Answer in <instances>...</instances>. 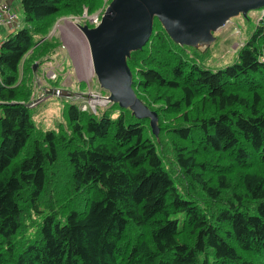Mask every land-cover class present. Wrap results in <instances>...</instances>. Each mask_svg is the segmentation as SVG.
<instances>
[{
	"label": "trees",
	"instance_id": "trees-1",
	"mask_svg": "<svg viewBox=\"0 0 264 264\" xmlns=\"http://www.w3.org/2000/svg\"><path fill=\"white\" fill-rule=\"evenodd\" d=\"M110 1L20 0L24 24L0 44V264H264V14L221 70L200 67L204 53L174 43L156 18L130 53L132 89L156 113L159 142L162 116L182 122L170 132L175 176L149 119L129 109L97 118L72 104L70 137L36 135L19 81L25 56L50 51L59 16L102 13ZM57 163L74 192L59 204ZM32 213L42 215L32 240L15 241Z\"/></svg>",
	"mask_w": 264,
	"mask_h": 264
},
{
	"label": "rangeland",
	"instance_id": "rangeland-1",
	"mask_svg": "<svg viewBox=\"0 0 264 264\" xmlns=\"http://www.w3.org/2000/svg\"><path fill=\"white\" fill-rule=\"evenodd\" d=\"M103 12H94L93 15L98 14L102 16ZM15 14L16 19L18 18L19 22L24 24L21 10H18ZM263 14L264 8L249 11L246 17L239 15L230 19L213 34L215 39L208 47L205 45L197 47L199 51L204 53L202 55L195 54L196 58H198V65L212 71L221 70L226 66L232 65L237 60L239 49L249 40ZM77 25H86L89 28H93L91 21L83 18L82 15L80 17L72 15L59 16L47 35V39H49L48 44L50 45L48 50L50 51L39 56V58H33L34 54L31 55V52H28L25 56L26 59L24 58L23 60L25 73H23L21 66L19 75V81H21L20 87L31 93L29 109L35 125L36 135L37 132L54 131L56 133H64L67 137H70L68 133L67 110L72 104L76 105L81 112L96 116L97 118L105 114L116 115L121 109L108 101L109 94L100 87L92 72L91 65L90 68L85 65V61H90L89 50L87 42H85L87 48L84 44L85 52L80 50L77 36L82 37V39L84 36ZM44 40L42 39L40 42L43 43ZM54 42L56 44L52 46ZM187 53L193 56L192 52ZM29 55L31 57H28ZM64 58L70 59V67L66 66L67 63H65ZM31 64L32 66L36 65L35 70L29 69ZM52 70L57 76L55 80H51L48 76V73ZM50 90H55V93L49 92ZM160 91V89L153 88L148 93L151 95V98L154 97V100H157L158 95L161 93ZM75 95H78V97H74ZM199 109L200 114L208 113L202 107H199ZM165 115L166 117L162 116L161 118V126L159 124V127L163 128V132L160 133V142L157 138L158 136L156 138L158 139V149L160 150L164 164L171 171V175L175 176L178 168L174 164V140L171 139L173 134L170 132L171 129L182 124V122L179 121V115H173L172 113H166ZM189 115L193 119L197 116V113L192 110ZM26 151L27 149L25 148L16 161L24 158ZM205 161L207 163L209 161L212 165H215L217 162L211 157L205 158ZM62 168L63 163H57L54 170L56 185V192L54 194L59 198L57 204L64 203L62 201L68 200V198L74 195V192L66 181L64 182L65 184H62ZM64 168L65 170L71 169L68 162L65 163ZM175 179H179V176L175 177ZM178 187L179 190L182 189L180 184H178ZM82 201L83 199L81 203ZM41 220L42 215L30 214L23 226L22 232L19 234L20 237H17L15 241H20L21 243V239L23 238L24 240V236L32 240V234L36 231ZM0 246L3 248L1 244Z\"/></svg>",
	"mask_w": 264,
	"mask_h": 264
},
{
	"label": "water",
	"instance_id": "water-1",
	"mask_svg": "<svg viewBox=\"0 0 264 264\" xmlns=\"http://www.w3.org/2000/svg\"><path fill=\"white\" fill-rule=\"evenodd\" d=\"M260 8L264 0H111L97 26L77 27L87 42L92 72L109 94L108 101L129 109L136 119H149L151 132L157 136V115L135 95L127 65L130 53L148 42L154 19L174 43L198 49L208 47L215 39L213 34L230 19L246 17Z\"/></svg>",
	"mask_w": 264,
	"mask_h": 264
},
{
	"label": "crops",
	"instance_id": "crops-1",
	"mask_svg": "<svg viewBox=\"0 0 264 264\" xmlns=\"http://www.w3.org/2000/svg\"><path fill=\"white\" fill-rule=\"evenodd\" d=\"M19 3H20V0H0V4H5L12 13H16L18 10H21L20 9V6H19ZM21 12H22V10H21ZM21 26H23V23H20L19 20H18V18L15 20V23L12 26L0 25V44L9 35L13 34L16 31V29L20 28ZM77 40H78L77 41L78 44L80 45V50L81 51H84L85 45H86V43H85L86 41L84 40V38L82 39V37H80V36H77ZM86 48H87V45H86ZM64 59H65V63H67L66 66L67 67H70L71 66L70 65V59H68V58L67 59L64 58ZM85 65H87L88 67H90V65H91L90 64V61H88V60L85 61Z\"/></svg>",
	"mask_w": 264,
	"mask_h": 264
},
{
	"label": "built area",
	"instance_id": "built-area-1",
	"mask_svg": "<svg viewBox=\"0 0 264 264\" xmlns=\"http://www.w3.org/2000/svg\"><path fill=\"white\" fill-rule=\"evenodd\" d=\"M82 17L89 19L93 27L97 26L101 19V16L98 14L87 15L86 10L83 12ZM15 20L16 15L12 13L5 4H0V25H14ZM48 76L51 80H55L57 77L53 70L48 73ZM74 97H78V95H75Z\"/></svg>",
	"mask_w": 264,
	"mask_h": 264
},
{
	"label": "bare ground",
	"instance_id": "bare-ground-1",
	"mask_svg": "<svg viewBox=\"0 0 264 264\" xmlns=\"http://www.w3.org/2000/svg\"><path fill=\"white\" fill-rule=\"evenodd\" d=\"M90 68V67H89Z\"/></svg>",
	"mask_w": 264,
	"mask_h": 264
}]
</instances>
